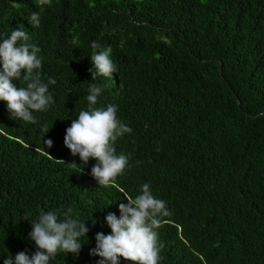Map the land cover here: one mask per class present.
Instances as JSON below:
<instances>
[{"label": "trees", "instance_id": "1", "mask_svg": "<svg viewBox=\"0 0 264 264\" xmlns=\"http://www.w3.org/2000/svg\"><path fill=\"white\" fill-rule=\"evenodd\" d=\"M16 29L40 49L54 102L28 123L0 101V264L35 252L31 223L57 209L90 230L78 256L49 264H96L105 215L145 183L171 212L158 264H264V0H0V42ZM93 41L112 48V77L91 80ZM90 84L132 129L115 141L128 164L109 187L89 174L95 160L81 173L57 162L80 164L63 138Z\"/></svg>", "mask_w": 264, "mask_h": 264}, {"label": "clouds", "instance_id": "2", "mask_svg": "<svg viewBox=\"0 0 264 264\" xmlns=\"http://www.w3.org/2000/svg\"><path fill=\"white\" fill-rule=\"evenodd\" d=\"M42 3H50V0H42ZM30 23L38 27L40 13L32 12ZM28 40L25 31L16 29L0 42V101L6 103L9 117L36 123L33 112L45 111L54 102L48 88L49 84H55V80L41 81L38 71L42 67L38 57L40 49L29 44ZM91 48V80L99 76L112 77L117 73L110 46L102 48L99 42L93 41ZM21 78L28 82L26 87H17L13 83ZM101 92V86L90 84L86 97L88 108L81 110L65 129L63 144L73 157L79 156L80 164L75 160L57 159V162L78 168L75 173H81L90 159L95 160L89 174L98 185L109 187L118 175L123 174L128 164L125 154L116 153L115 141L132 129L117 118L116 105L96 106ZM43 131L47 133L49 128L45 127ZM45 145L50 149L53 141L46 139ZM124 199L127 202L118 205L119 217L112 212L105 215L110 234L97 232L95 247L90 249L89 255L100 257L96 264H120V258L131 264H158L163 245L159 242L157 230L162 219L171 215L170 210L165 201L152 194L147 183L141 186L140 194L135 198L124 196ZM31 224L32 230L28 235L35 243V252L31 255L18 252L14 259L5 258L3 264H49L59 252L78 256L81 240L90 230L85 221L73 219L70 213H63V219H60L59 209L42 213Z\"/></svg>", "mask_w": 264, "mask_h": 264}]
</instances>
